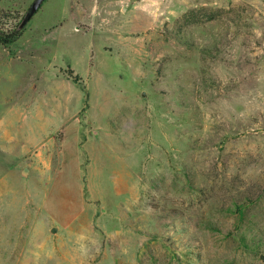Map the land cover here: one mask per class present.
<instances>
[{
	"label": "rangeland",
	"instance_id": "rangeland-1",
	"mask_svg": "<svg viewBox=\"0 0 264 264\" xmlns=\"http://www.w3.org/2000/svg\"><path fill=\"white\" fill-rule=\"evenodd\" d=\"M18 31L0 264H264V0H45Z\"/></svg>",
	"mask_w": 264,
	"mask_h": 264
},
{
	"label": "water",
	"instance_id": "water-1",
	"mask_svg": "<svg viewBox=\"0 0 264 264\" xmlns=\"http://www.w3.org/2000/svg\"><path fill=\"white\" fill-rule=\"evenodd\" d=\"M44 0H34L33 3L30 5V7L27 9L25 15L23 16L20 24L18 25V29H22L28 21L31 19V17L37 12V10L40 8L42 2Z\"/></svg>",
	"mask_w": 264,
	"mask_h": 264
},
{
	"label": "trees",
	"instance_id": "trees-1",
	"mask_svg": "<svg viewBox=\"0 0 264 264\" xmlns=\"http://www.w3.org/2000/svg\"><path fill=\"white\" fill-rule=\"evenodd\" d=\"M20 33L21 31H18L17 27L12 31H0V45L5 46L13 43L20 36Z\"/></svg>",
	"mask_w": 264,
	"mask_h": 264
}]
</instances>
